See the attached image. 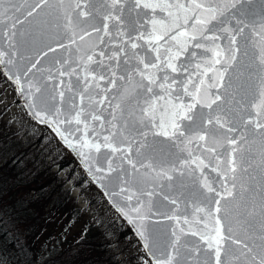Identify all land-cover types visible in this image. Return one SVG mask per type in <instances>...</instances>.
Masks as SVG:
<instances>
[{
    "label": "snow or ice",
    "instance_id": "snow-or-ice-1",
    "mask_svg": "<svg viewBox=\"0 0 264 264\" xmlns=\"http://www.w3.org/2000/svg\"><path fill=\"white\" fill-rule=\"evenodd\" d=\"M0 40L151 264H264V0H0Z\"/></svg>",
    "mask_w": 264,
    "mask_h": 264
},
{
    "label": "trees",
    "instance_id": "trees-1",
    "mask_svg": "<svg viewBox=\"0 0 264 264\" xmlns=\"http://www.w3.org/2000/svg\"><path fill=\"white\" fill-rule=\"evenodd\" d=\"M6 141L0 128V264H119L102 226L82 221L62 184L56 185L40 144Z\"/></svg>",
    "mask_w": 264,
    "mask_h": 264
},
{
    "label": "rangeland",
    "instance_id": "rangeland-1",
    "mask_svg": "<svg viewBox=\"0 0 264 264\" xmlns=\"http://www.w3.org/2000/svg\"><path fill=\"white\" fill-rule=\"evenodd\" d=\"M0 128L5 132L7 141L20 138L22 142L28 140L30 143L40 144L37 151L41 152L40 155L44 157L51 174L59 180L56 185L62 184L63 190L67 191V197L80 210L82 221L102 226L110 246L116 245L119 264H145L146 260L150 264L138 241H134V237L127 233L121 218L84 176L77 163L72 162L68 152L45 127L36 124L29 117L20 104L13 85L1 72ZM76 226L79 227V224ZM70 232H75V229Z\"/></svg>",
    "mask_w": 264,
    "mask_h": 264
},
{
    "label": "water",
    "instance_id": "water-1",
    "mask_svg": "<svg viewBox=\"0 0 264 264\" xmlns=\"http://www.w3.org/2000/svg\"><path fill=\"white\" fill-rule=\"evenodd\" d=\"M0 48H2L3 50H7V45L4 44V42L2 40H0ZM23 51V50H21ZM61 53H55L49 54V57H45V60L42 61V63L47 62L53 55H60ZM8 57H5V59H7ZM23 66H24V62H22L19 58H17V63L16 66H9V65H0V72L1 74L5 77V79H7L14 87L16 96L20 102V104L23 106V108L25 109V111L27 112V114L29 115V117L37 124L46 127L57 139V141L62 145V147H64L71 155L72 157L75 159V161L78 163V165L80 166L81 170L84 172L85 176L91 181V183L100 191V193L103 195V197L105 198V200L107 201V203L110 205V207L118 214V216L126 223V225L130 228V230L132 231V233L134 234V236L137 238L139 244L142 247V250L144 252V254L146 255V257L148 258L150 264H151V259L148 256L147 250L143 247V241L140 240V237L137 235L136 229L135 227L130 224L128 222L127 219H125L123 217V215L118 211L117 205L119 206H124V201L122 200V197L119 195H112L113 191H118V188H116L115 182L109 178V177H105L102 180H95L93 178V175L89 173L88 168L85 167V164L81 161V157L78 155V153L76 151H73V149L69 148L64 142L63 140H61L60 136L57 135V133L54 131L53 127L49 126L47 123H41L39 120H37L34 115L32 114L31 109L29 108V104L33 103L32 98L27 97V87H25V91L24 93H21L18 90V86L16 85V83L14 82V79H10L9 77L14 75L15 73H17L18 71L20 72V75L23 76ZM30 76L32 75L31 73L29 74ZM37 75L39 76V73H37ZM35 103L37 105L38 108L43 109V105L41 103V99L39 94L37 95L36 99H35ZM66 127V126H61ZM93 173L99 177L101 175H103L102 173H95V169L93 168ZM115 174H113L114 176Z\"/></svg>",
    "mask_w": 264,
    "mask_h": 264
}]
</instances>
